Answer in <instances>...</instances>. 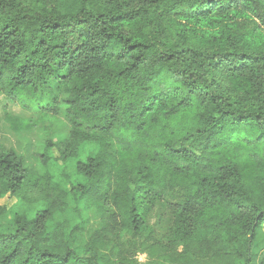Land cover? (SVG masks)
I'll list each match as a JSON object with an SVG mask.
<instances>
[{
  "label": "trees",
  "instance_id": "1",
  "mask_svg": "<svg viewBox=\"0 0 264 264\" xmlns=\"http://www.w3.org/2000/svg\"><path fill=\"white\" fill-rule=\"evenodd\" d=\"M1 96L12 132L69 136L43 173L0 144V201L35 206L0 204V264L264 263V0H0Z\"/></svg>",
  "mask_w": 264,
  "mask_h": 264
},
{
  "label": "rangeland",
  "instance_id": "2",
  "mask_svg": "<svg viewBox=\"0 0 264 264\" xmlns=\"http://www.w3.org/2000/svg\"><path fill=\"white\" fill-rule=\"evenodd\" d=\"M8 105L7 111L16 117L30 118L31 116L26 112H23L21 108L17 105H9L6 98L0 97V144H4L8 149L15 150L19 155L23 156L24 164L26 168L32 171H39L43 173L45 168L36 162L35 156L41 154L44 151L45 143L47 140L51 139L55 142L64 141L69 136V127L64 119L65 113L62 112V116L54 124L43 123L38 125L35 129L31 131H25L21 133H14L10 130L9 125L5 121L6 110L5 107ZM54 174L56 180L61 184H67L68 181L64 177L63 171H67L68 175H72L71 180H74V174H72V167L65 169L61 164H53L50 168ZM0 204L2 206H7L9 213L1 221L5 225H9L12 217L11 212H28L30 215L34 214L35 206L31 204H23L19 202L16 198L12 199L5 197L1 199ZM81 209V208H80ZM78 212L73 204L68 213L58 214L56 216L57 222H62L65 219L69 220L71 225H80L81 219L86 220L88 227H94L96 225L97 215L94 210L81 209ZM147 225L153 232V237L156 239H163L166 235L168 228L170 227V219L168 216L163 215V210L160 206H157L152 210L147 216ZM258 254L259 261L261 257L264 256V234L261 233L258 236ZM137 259L143 264H166L164 260L161 259H150L149 256L140 249L136 251ZM264 264V263H263Z\"/></svg>",
  "mask_w": 264,
  "mask_h": 264
}]
</instances>
